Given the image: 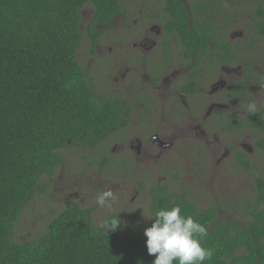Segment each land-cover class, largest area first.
I'll return each instance as SVG.
<instances>
[{
	"label": "trees",
	"instance_id": "obj_1",
	"mask_svg": "<svg viewBox=\"0 0 264 264\" xmlns=\"http://www.w3.org/2000/svg\"><path fill=\"white\" fill-rule=\"evenodd\" d=\"M209 1H195L192 15L207 12ZM252 1L246 12L263 33L264 0ZM85 7L91 9L85 33L94 53L104 32L98 25L122 11L119 0H0V264H152L155 259L147 253L144 235L154 217L145 227L133 221L123 226V213L117 212L107 218L118 215L120 225L105 230L90 218L92 208L77 205L59 211L36 241L11 238L23 208L49 184L40 179L51 178L64 162L62 150L94 148L124 122V100L99 92L76 58ZM165 8L172 14L167 28L176 29L187 46H205L209 40L215 48L226 45L215 30L210 37L213 21L203 31L191 30L184 2L166 0ZM263 119L258 124L262 130ZM258 143L264 149L263 136ZM240 162L250 166L246 159ZM254 186L253 201L242 205L245 220L232 214L236 201L232 212L218 202L199 207L186 191L168 185L152 189L148 208L153 216L178 205L183 215L204 224L209 235L203 246L214 249L204 264H264V177L256 176ZM219 209L230 213L221 218Z\"/></svg>",
	"mask_w": 264,
	"mask_h": 264
},
{
	"label": "flooded vegetation",
	"instance_id": "obj_2",
	"mask_svg": "<svg viewBox=\"0 0 264 264\" xmlns=\"http://www.w3.org/2000/svg\"><path fill=\"white\" fill-rule=\"evenodd\" d=\"M180 1L187 7L191 30L203 31L213 21L215 28L211 29L210 37L213 38L215 30L216 36L223 42L225 40L226 45L215 48L209 40L205 46H187L176 29L167 28L172 14L165 8L166 0H161L157 9L149 8L145 15H138L131 24V3L119 0L122 11L98 25L104 31L114 18L116 22L122 19L121 24L128 27L126 32L130 38L127 40L115 34L116 39L128 41L126 47L122 44L115 46H120V54L127 56L125 61L113 64L115 94L98 88L107 97H121L126 106L124 122L94 147L100 150V154L106 155V165L110 162L107 149L112 139L115 141L113 151L129 149V153L116 164L129 169L128 159L133 155L136 157L142 152L143 156H148L152 147L157 148L158 153L166 152L179 137V132L185 129L205 142L208 153L216 157L214 164L218 161L224 164L225 156L230 154V146L227 140L224 141L225 133L244 130L250 143V133H255L256 129L264 131L258 126L264 110V32L254 27L251 14L246 16L245 23L250 27H242L239 32L241 37L239 33L229 32V21L240 17L244 10L230 12L227 6H223L224 0H210L209 4L206 2L207 12L199 11L193 15L190 6L197 0ZM237 3L240 8V0ZM262 20L264 23V15ZM233 38L236 39L232 42ZM255 46L260 63L256 62L257 56L250 53L255 51ZM96 51L98 55L102 52L99 44ZM249 102L258 104V115L243 114V107ZM159 113L163 121L168 120L173 133L163 130L162 125H152ZM221 130L224 131L222 134H216ZM260 138H257L256 145L262 148L258 143ZM242 146L247 144L243 142ZM247 148L249 152L254 150L249 145Z\"/></svg>",
	"mask_w": 264,
	"mask_h": 264
},
{
	"label": "rangeland",
	"instance_id": "obj_3",
	"mask_svg": "<svg viewBox=\"0 0 264 264\" xmlns=\"http://www.w3.org/2000/svg\"><path fill=\"white\" fill-rule=\"evenodd\" d=\"M237 1L224 0L223 6H227L229 10L233 8L234 11L244 10L240 17L231 19L228 25L229 32L239 33L242 27L246 29L250 27L248 23L245 25L248 15L246 11L252 7L253 1L240 0L242 4L240 8L237 7ZM125 2L131 3L129 11L133 16L131 24L138 15L142 16L149 12V8L157 9L161 0H125ZM90 13L89 8L85 7L81 10L83 37L76 58L88 69L89 75L95 80L98 88L114 95L113 64L127 59V56L120 54L122 48L120 46L115 48V46L117 44L128 46V41L116 39L115 34L130 40L126 32L128 27L121 24L122 19L116 22L114 18L105 26L104 32L98 38L102 52L100 55L96 50L91 53L92 44L85 33V22ZM239 36L241 37V34ZM233 39L232 42L236 38ZM254 50L250 53L256 55V62L260 63L256 46ZM261 60L263 61L262 58ZM252 87L254 88V85ZM152 125L159 127L162 125L163 130L169 133L174 132L168 120L163 121L160 113L157 114L156 120L152 121ZM258 130L250 133L252 138L250 143L246 136L248 133H244V130L225 133L224 141L227 140L230 146V154H228L230 156H225L224 164L220 161L214 164L216 157L208 153L205 142L197 139L189 129L179 132V137L175 142L173 141L171 149L166 152L158 153L157 148L152 147L148 156H143L142 152L136 157L133 155L128 159L129 169L116 165L122 160V156L129 153V149L113 151L115 142L113 139L109 141L107 149L110 158L108 165H102L106 155L100 154L98 148L85 145L65 148L62 150L64 162L55 169L51 178L45 175L40 179L41 184L47 181L49 184L44 191L38 190L23 208L14 225L11 238L17 242L36 241L47 229L49 221L59 211L72 205L92 208L90 218L97 225H102L107 216L122 212L123 226L133 221L145 227L151 217L148 208L151 191L159 185H168L170 190L175 192L186 191L189 198L199 207H208L218 202L230 211L236 201L237 205L239 204L237 211L230 212L239 219L245 220L247 215L242 211V205L247 200L253 201L256 195L254 178L264 177V149L256 145L257 138L264 136V131ZM223 132L216 131V134L220 135ZM243 142L247 144L246 147L242 146ZM132 144L137 145L135 141ZM248 145L253 147L252 152H249ZM198 148L201 149L196 151ZM240 159L248 160L250 166L245 168ZM108 189L113 191L115 199L111 201L110 208L100 207L96 204V197ZM228 211L219 209V216L226 218L230 213Z\"/></svg>",
	"mask_w": 264,
	"mask_h": 264
},
{
	"label": "clouds",
	"instance_id": "obj_4",
	"mask_svg": "<svg viewBox=\"0 0 264 264\" xmlns=\"http://www.w3.org/2000/svg\"><path fill=\"white\" fill-rule=\"evenodd\" d=\"M260 108L256 102H249L243 107V114L258 115ZM115 199L111 189L104 190L96 197L100 207H111ZM150 227L144 229L146 248L149 255H154L152 264H204L211 261L214 249L203 246L208 237L207 227L191 215H183L181 208H160L153 216ZM119 216L109 217L101 227L115 230L120 225Z\"/></svg>",
	"mask_w": 264,
	"mask_h": 264
}]
</instances>
